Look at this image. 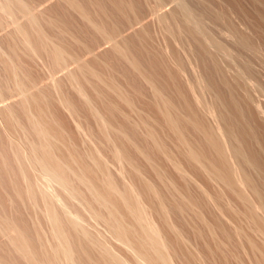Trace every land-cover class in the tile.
<instances>
[{"label":"bare ground","instance_id":"obj_1","mask_svg":"<svg viewBox=\"0 0 264 264\" xmlns=\"http://www.w3.org/2000/svg\"><path fill=\"white\" fill-rule=\"evenodd\" d=\"M34 1L35 3L32 0H0V98L2 99L11 93H17L21 99L20 109L22 113V116H18L16 111L10 106L1 108L6 124L9 148L12 153V159L6 158L4 154L0 153L1 156H4H2L3 159H1L2 168L6 171V175L8 174L7 177L11 178L12 183H10L17 197L22 200L24 204L28 203V206L30 205L29 208L32 210V217H35L33 216L34 213L36 214V219H32L36 234V237L33 238L35 240H32L30 235H27V232L21 230L19 228L20 226L18 227L10 220L0 216V235H4L8 239V243L14 252H16L26 264H176L180 256L173 252L175 244H170L169 241L171 240L167 239L169 235L166 238V234H172V237L174 235L173 238H176L177 241L175 240V242H177L179 247L185 249L187 247L188 249L189 246V242L187 239L185 240V236L183 237L181 233L182 230H179L171 220V208L174 207L166 205V197L161 194L160 190L154 184L142 176L141 171L130 160L131 158H129L122 148L118 147L117 143H115L117 140L114 139L115 141H113L112 139L114 136H119L120 139L121 137L130 138V136L127 137L126 135L128 132L124 130L127 132L124 133L121 128L123 126L122 124L125 122L124 126H127L126 124H128V122L131 123V118L125 110H129V113L130 110L132 111L135 109V103L132 101L133 99L131 100L130 96L128 97V94H126L127 92H124L125 89L120 88L121 86L118 87L119 85L117 84V86L115 84L116 82L113 81V83L105 80V78L102 77L103 75L101 76L99 73L87 67L84 58L91 55V49L87 50L89 55L85 57H83V52L85 51L87 53V51L85 49L83 50V59H81L80 55H75L78 51L72 54L73 51L70 52L71 50L68 51L66 49L65 43L68 41L65 42V40L70 39L69 36L71 35L68 34H70V28L73 25H70L69 21H63L64 19L68 20V17L65 18L66 15L63 16V19L59 17H62L60 14H63V12L64 14L70 15V11L72 13L75 12V15L77 14L81 18L79 20L84 21L87 25L86 28L84 27L85 29L90 27L92 31L94 29L96 33H100L99 36L102 34L104 36L102 41L106 40L107 43H111L114 52L128 60L131 68L136 72V76H139L148 83L152 93L151 100L153 99L152 101H154V103L152 102V106L158 109L164 125L175 137L179 151L183 154V157L181 156L182 159L184 158L187 160L186 162L194 165L199 173L204 172L208 174L210 179L212 178L214 181L221 182L229 191L236 194L241 203L247 208L246 217L252 220L253 226L255 225L264 236V176H262V184L260 187L253 180L255 176L253 177L251 175V171L257 172L258 175L264 174V168L261 166L259 154L254 147V144L257 142L254 141L256 136L253 137L255 132L253 129L251 130V128L249 129V127L246 126L244 122L245 113L242 112L243 109H241L240 105L243 103L248 109L251 108L257 117H259L258 119H260V117L262 118L263 112L261 104H259L260 101L257 102L247 89V93H244V96H242V101L239 100L240 97L238 98L229 93L230 96H227L228 99L225 97L227 99L226 103L224 100L223 103V98L217 97L213 106H211L212 104L210 105L209 103L208 105V102L205 103L201 95L197 96L195 93L196 98L194 99L198 108L202 109L207 115L215 118V120L219 119L216 120L218 123L217 126L208 127L198 121L194 115L182 117L176 113L174 104L170 99L164 96L165 93L160 89L157 82L152 77H147L142 73V67L140 68L139 63L135 61L136 59L134 60L127 55L128 51L126 52L125 46L122 47L121 42L119 44V40L121 39L118 40L119 33L116 34L115 30L112 31L114 27L109 28V30L111 29V33L106 32L100 23L97 24L96 21L92 19L93 16H91L92 14L90 15L91 10L87 9L90 5H84V2L82 3L79 0H61L62 2L64 1V3H61L63 7H61L62 5L60 6L63 11L59 10L60 7L57 5L58 3L60 4L61 1L57 4L54 3L55 6L57 5V8H59L58 10L60 12L62 11L61 13H57L60 15L58 17L57 14L55 15L57 12L55 10L57 8H55V10L52 9V14L51 12H49L50 14L44 12L46 10L47 12L49 11L47 7L45 10L43 9L44 11L39 8L42 7L41 4H46V2L48 3L52 0H45L46 2L42 0L45 3L39 0V4L38 2L36 3L37 0ZM95 1L96 0L91 3V5L96 4L97 6H92L93 10L95 7L97 11L99 10V12L102 13L105 6L103 8L101 7L104 4L100 6L99 2L96 1L95 3ZM169 2H173V5H177V7L174 6L176 9L172 12V19L166 15V12L161 13L163 11H160L164 9L163 7ZM199 2V4H201L199 5L201 10L192 8L187 0H146L147 10L144 13L146 14L147 12L149 15H154L155 18H158V21L164 26L167 33L171 34L176 40H178L181 35V29L183 28L184 30H182L188 33L200 51V54L211 58L214 70L219 69L220 60L232 62L236 67L239 66V72L236 71L238 72L236 76L239 79H237L236 83L244 77V81L242 82V84H244L243 88H247L248 81L245 80V77L250 80L248 77L253 76L251 64L248 63L249 61L244 62V67H240L238 62L235 64L234 62H236L239 57L234 55L238 54L233 55L234 52L231 48L222 43V41L212 33L206 23L212 17L216 21L214 22L215 24H223V26H225V31H223L224 34L232 38L236 46L242 51H248L255 56H260V54H262L260 51L263 47L261 48L260 45L253 42L250 35L242 32L228 17L226 12L207 8V5L204 4V0ZM87 3H89L88 0ZM111 3L108 5H111L113 9L116 8L121 18L122 16H126V14L130 16L134 11V3H132L133 5L130 3V5L128 2H124V0H111ZM251 3L259 6L261 5L263 11L260 14L258 13L260 19H258V22H260L259 24L261 27L264 26V0H251ZM143 8H141V10H143ZM116 10L114 11L115 13L117 12ZM65 11L69 13H65ZM97 11V15H102ZM105 11H103L102 16L108 19V12L110 14V11H107V13H105ZM96 13H94V15ZM115 13L113 15H115ZM104 14L107 16H104ZM78 16L76 18H78ZM123 18L125 20L126 17ZM72 20L70 18V22ZM101 21H103V19ZM75 23L72 22L71 24ZM131 24L132 23H130V25ZM116 30H118V28ZM261 33L262 35H260V38L262 36V40L264 41V33ZM66 36H68L67 39ZM75 36L73 37L72 35L71 37L75 38ZM78 40L77 42L79 43ZM80 45L82 47V43ZM87 47L90 48L91 46ZM78 49H80V47ZM235 57H237L236 61ZM27 60L28 62L33 61L31 63L42 60L44 66L47 64V72L51 79V82H49L51 85L48 88H51L50 91L54 92L52 95H55V92L61 93V85L56 75L62 72L65 76L64 72H66L65 77L79 97L83 108L91 115L99 127L101 136L99 138L97 137L98 140L101 138L100 142H102L103 145L105 144L104 146L108 145L107 147H109V149L111 148V152L109 151L112 155H109L111 159H108L109 156L105 157L106 155L102 153L99 147L94 145L95 143L91 144L96 137H94L95 134H91L88 130V134L86 133V129L80 122L81 119L78 120V117H76L78 113L74 104L66 99V97L60 96L59 98L57 97L59 99L57 102L59 101L58 103L68 110L71 116L73 115L78 130L85 132L82 136L85 138V135H87L86 139H88V141L86 142L90 143L88 145L90 147L89 149L87 148L84 155L83 152L82 155L79 154L76 147L69 145L70 143L65 140L63 132L56 127L48 116L45 107L47 99H45L46 97L42 94H38L39 87L37 86V81H34L36 82L34 83L30 81L33 78H27L29 77L27 72L29 70H26L28 67L26 63ZM178 60L181 62L180 59ZM178 60L174 62L176 64L174 68L177 67L176 69H178H175L174 74L178 71L177 73L183 76L182 73L185 69H183L184 71L182 70V68H184L182 67L183 64L181 65ZM73 63L77 64V70L75 69V72L72 68V71L69 69L70 65ZM157 66L158 65H156V68ZM179 74L175 75L173 79L179 76ZM223 75H225V72H223ZM180 76L177 78H180ZM91 80L100 82L103 85L102 88H107L109 93L112 92V94L115 95L114 97H117L115 100L119 103L121 102L126 108L124 110L122 109L124 108L122 105L120 108V105H118L119 103H113L114 98L112 103L108 100L110 103L107 101L108 104H105L107 99H104V103L101 104L102 106L105 104V108H103L109 114L108 116H110V118L112 116L115 118L117 116L123 118V121L121 119L123 123L120 122L119 124L121 128L116 126L118 125L117 122V124H113L115 118L113 120L109 119L108 116L102 113V110L99 109V105L95 103L96 100L94 101L87 93V83L90 84ZM241 80L239 82H241ZM189 85L190 92L194 93L195 90L192 83ZM199 85L205 89L201 82H199ZM239 85L241 87V83ZM227 86L229 87V84ZM260 87L264 91V85H260ZM106 92L108 93V91ZM97 94L98 93H96V95ZM99 94L101 93L99 92ZM100 101L102 102V99ZM225 106L231 109V113L225 111L227 109ZM216 109L219 111L216 112ZM140 119L138 122L148 127V122L144 119L140 121ZM218 121H220V123ZM132 122L134 123V120ZM138 122L136 125L132 123L134 126L132 124L128 125L133 127L135 131L139 126ZM128 128L130 129V127ZM185 129H191L202 136L208 150L213 154L218 165L214 164L205 152L199 150L196 146L191 144V141L187 140ZM112 135L114 136L112 137ZM147 137L153 142L157 152L167 156V158L171 160L170 162H172V165H174L173 168L182 178L187 179L189 177L187 171L177 162L179 161L177 158H175L177 159V161H175V159L172 158L173 156H169L168 151H166L165 146L162 144L155 131L149 129ZM240 137H247L252 143H247L250 145L248 149H245L242 142H240ZM120 139H118V141H121L123 138ZM128 141L130 142V140ZM247 141L248 140L245 142ZM146 159L159 176L162 184L168 186L166 185L168 183V177L164 176V173L161 172V169L159 170L158 165H155L156 163L153 162L150 156H147ZM113 163L119 165V176L122 178L127 177H125L126 171H128L126 170V165L130 167L131 172H133L132 175L134 174L136 176L135 178L138 177V179H140L141 187L144 190L143 194L146 193L151 200H149V202L155 205L154 211H152L150 203L146 201L147 199L144 198L146 196L138 192L139 190L135 187L136 185H133V182L121 183L123 186L119 183L117 184V180H115V176H113L110 170V164L112 165ZM18 177L21 179L22 185L17 184L16 178ZM164 181L167 183L165 182L164 184ZM126 182H128V180ZM173 183L170 184L172 188L170 192L172 191L175 194H179L176 185ZM20 186H23V189H20ZM247 190L250 191L251 196L248 194ZM176 196L179 197L177 194ZM206 198L204 199L209 200L211 197ZM173 203L174 200L170 204L172 205ZM175 208L179 210L180 213L184 211L189 213L193 212L194 215L192 216L195 217V215H197L198 219H201L199 222L203 221L202 216L199 215L200 212L197 213L193 201L191 199L189 200L186 196L181 197V201L176 204ZM169 209H171V211ZM154 212L158 214L159 217L157 218L159 220H156V217H154ZM179 216L182 215L180 214ZM92 220L94 222L96 221V224H104L110 236L125 247L133 260L122 257V255L118 254L115 250L114 252L112 250L113 248L111 249V247H109L110 245L108 246L107 242L101 239L103 238L101 234L100 236L99 233H97L98 235L93 234L87 225L89 223L88 221ZM209 229L211 230V228ZM165 230L168 233L166 232L165 234ZM211 233H214V231L211 230ZM238 234L240 235L239 231ZM226 241H218L216 244L227 247L229 243ZM249 245L253 250L256 249V245H254L252 241H249ZM190 248L189 246V249ZM182 249H180V251ZM185 249H183V252L187 254V264H192L193 262L197 263V261L202 260L201 256L196 251L188 249L186 252L187 249ZM218 250L220 253V248ZM95 251L99 255H97L99 258L98 260H96V257V259H92V256H94L93 252ZM212 251L217 253L215 250ZM91 254L93 255L90 256ZM219 256L222 259L225 254L223 255L222 253V255L219 254ZM1 258L0 264H7L6 259L2 260ZM175 259H177V261ZM224 262L227 263V260H223V264ZM184 263L182 262V264ZM260 264H264V257Z\"/></svg>","mask_w":264,"mask_h":264},{"label":"rangeland","instance_id":"obj_2","mask_svg":"<svg viewBox=\"0 0 264 264\" xmlns=\"http://www.w3.org/2000/svg\"><path fill=\"white\" fill-rule=\"evenodd\" d=\"M32 1L35 3L34 0ZM38 1L39 0H37L36 3ZM56 1L57 0H54V1L52 0L51 1L52 4L50 1H49L50 3L46 2V4L40 3L42 7H39V8L40 10L41 9L45 10L47 7L49 11L48 12L47 10L46 11L43 10V11L50 14L49 12H51L52 9L55 10V8H57V5L59 7L62 5L61 7H63V4L61 3H64V1L63 2L61 0H58L57 2ZM79 1H81L82 3L84 2V5L91 6V7L89 6L87 9L91 10L90 15L92 14L91 15L93 16L92 19H94V21H96L97 24L100 23L102 27H104V30L106 32L111 33V29L109 30V28L114 27L112 31L115 30L116 34L119 33L118 34L119 38L117 37V35L116 37L118 38V40L121 38L119 40V44L121 42L122 47L125 46L124 48L126 52L128 51L127 55H129V57L133 58L134 60L136 59L135 61L139 63L140 68L142 67L141 68L142 73H144L147 77H152L157 82L160 89L165 93L164 96H166V98L172 101V103L174 104L176 113L179 114L180 116L187 117L189 115H194L196 119L202 122L204 125L208 127H216L218 124L216 120H219V119L215 120V118L207 115L206 113L202 111V109L198 108L196 101L194 99L196 98V95L197 96L201 95L205 103L208 102L207 103L208 105L210 103V105L212 104L211 106H213V103L215 99H217V97L223 98L222 101L224 100L225 103L228 99L227 96H230V95L236 96L238 98L240 97L239 100H241L242 96H244V93H247V89H248L249 93H251V95L257 100V102L260 101L259 104H261V107L263 109V112H262L263 119L261 117L260 119H258L259 117H257L254 111L251 108L248 109V107L245 106V104L240 102L241 103L240 105H241V109H243L242 112L245 113L244 122L246 123V126L249 127V129L251 128V130L253 129L254 132L256 133V134L252 133L253 137L255 136L257 137V139L256 137L254 138V141H257V142L256 143L254 142L255 144L254 143L253 144L255 145L254 147L259 154V160H260L261 166H263L264 168V94H263L264 91L260 87V85H264V65H263L264 64V61H263L264 51H262L264 50V41L262 40V36L260 38V35H262L261 32L264 33V31H262L264 30V26L261 27L259 24L260 22H258L260 20L258 13L260 14L263 11L261 8V5L260 6L254 5L252 4L253 2L251 3V0H204V4L207 5V8L212 9V10H221V11L226 12L228 14V17L234 22V24L237 27H239V29L242 32L250 35L253 42L260 45L261 48L263 47L260 51L262 54L259 53L260 56L258 54H257L258 56H255L251 52H248V51H242L236 46L235 41H233L232 38L227 37L224 34L223 31H225V26H223V24L221 23H218V25L215 24L214 22L216 21L211 16H210L211 17L210 19L213 22L209 19L206 23V25L212 31V33L215 34L219 38V40L222 41V43H224L225 45L231 48V50L234 52L233 55L238 54V55H234V56L239 57V59L235 57V61L237 59V61L234 62L235 64H237L238 62L240 67H244L245 66L244 62H247V61H249L248 63L251 64V68H252L251 70H252L253 76L249 75L251 76V77H248L250 80H248L245 77V80L248 81L247 88H243L244 84H242V82L244 81V77L241 78L242 80L240 79L241 82H239L240 81L239 80L238 81L239 83L238 82L236 83L237 79H239L236 76V74L238 75V72H239L238 70H240L238 65H237L238 67H236L234 64H232V62H224L220 60L219 69L214 70L213 69L214 66H213L211 58L200 54V51L198 50L197 46L195 45L191 37L188 35V33L183 31L184 30L183 28H182L183 30L181 29V35L179 36L178 40H176L174 39L173 36H171V34L167 33L164 26H162V24L158 21V18H155L154 15H149V13L147 12L146 14L144 13L147 10L146 0L145 2L144 0H126V1L124 0V2L126 3L128 2V4L134 3V5L133 4L132 5L136 7L135 8L133 7V10H134V11L132 10L133 15L130 12L131 13L130 16L129 14L128 15L126 14V16H122V18L120 14H118L119 12L116 10V8L114 9L117 11L116 13L119 16L114 12L115 10L112 8V6L108 5L111 3V0L110 1L103 0L104 2L101 0L100 1L96 0L99 2L100 6L101 4L102 5L104 4L101 7L103 8L105 6L103 11L105 10L110 11V14L108 12V16L104 14V16L108 17V19L104 17L106 20L102 16L103 11L102 13L99 12V10L97 11L95 8L97 7L96 4L91 5V3L94 2V0H92L93 2L88 0L89 3H87V0H79ZM199 1H202V0H187V2L190 4L192 8L201 10V7L199 6L201 4H199L200 3ZM58 2H60V4ZM54 3L55 4L58 3V4L55 6ZM173 4H174L173 2H169L166 4L167 7L165 6L166 8L163 7L164 9L160 10V11H163L161 13L166 12V15H168L170 19H172V14H173L172 12L176 9L174 6L177 7V5H173ZM45 5H48V6H45ZM92 6H95L94 10ZM106 6H107V9H106ZM61 7L60 9L57 8L55 10L57 11L56 13L53 10L55 15L63 11ZM141 8H143V10H141ZM58 9L62 11L60 12ZM96 11L102 15H99V14L97 15ZM107 11H105V13H107ZM112 11L115 13V15H113L114 13ZM65 13H69V12L65 11ZM94 13L96 14L94 15ZM60 15L62 17H59ZM60 15L57 14V16L62 19H63V16L66 15L65 18L68 17L67 18L68 20L64 19L63 21H66V22L69 21L70 25H73L71 26L72 29L70 28L71 32L68 35H71V36L73 35V37L76 35L75 38L69 36L70 39H67L68 36H66L67 40H65V42L68 41L66 42L68 45L65 43L66 49L68 51L71 50L70 52L73 51L72 54H75L78 51L75 55L76 56L77 54L80 55L81 59H83L82 58L83 50L85 49L87 51L91 49L90 56H88L89 55L88 51L87 53L85 51L83 52L84 53L83 57L88 56V57H85L86 59L84 58V62L86 63L87 67L90 70L99 73V75L101 76L103 75L102 77L105 78V80L110 81V82H113V81L116 82L115 84L116 85L118 84L119 85V86L117 85L118 87L121 86L120 88L125 89L124 92L125 93L127 92L126 94H128V97L130 96L131 100L133 99L132 101H134L135 103V109L132 111L130 110V112L128 113L129 110H127L124 107V105H122L121 102L120 104L119 102L115 100V98L117 97H114L115 95H113L112 92L109 93V90H107V88L105 87H104L105 89H103L102 88L103 85L100 82H96V81L94 82L93 80H91L90 84L87 83V88H86L88 91L87 93L90 95V97L94 101L96 100L95 103L99 105V109L102 110V113H104L106 116L109 115L104 109L105 108L104 106L105 104H108L107 103L108 100L111 101L112 103V100L114 98V101L116 102L113 101V103H119L118 105H120V108L122 105V107H124L122 109L124 110L126 109L125 111L130 116L131 123L128 122V124L131 125L133 123L132 121L134 120L133 124L136 125L138 120L140 119V116H141V119H144L145 121L148 122L147 123L148 127L143 126L141 122L140 123L138 122L140 127L137 125L138 128H136L134 131L133 127L129 126L128 124H126L127 126H124V124L126 123L125 121H124L125 123L122 124L123 126L121 125L122 128L119 126L120 122L123 121V118L117 115H115L117 116L116 117L117 119L113 116L111 118L110 116H108V118L112 120L115 118L113 121V124L117 122L118 125L116 126L117 127L119 126V128H121L123 131L126 130L128 133L126 131H124V133L125 132L127 133L126 134L127 137L130 136V138L121 137V139L122 138L125 139V140L123 139L121 140L119 136L116 137L112 135V137L114 136L112 138L113 141L117 140V142L115 141V143H117L118 147L122 148L125 154L129 156V158H131L130 160L141 171L142 176L146 180L154 184L160 190L161 194H163L166 197L165 198L166 200L165 202L167 203L166 205H168L169 207L171 206L175 208L176 204L179 201H181V197L186 196L189 200L191 199L193 201V204H195L197 213L200 212L199 215L202 216L203 221L205 223L203 221L199 222L201 219H198L197 215H195V217L192 216L194 215L193 212L189 213L187 211H184L180 213V211L176 210V208L175 209L171 208L172 211L171 209H169L171 211L170 217H172L171 218L172 222L175 223L176 227H178L179 230H182V232L181 231L180 232L182 233L183 237L185 236L184 237L185 240L187 239V241L189 242V246L191 247L190 249L196 251L201 256L202 262L199 260L197 261V263L193 262L192 264H198V262L199 264L200 263L201 264H223V260H227V263L224 262V264H260L262 258L264 257V236L255 227V225L253 226L252 220L246 217L247 216L245 215L247 213L246 206H244L241 203L240 199L237 197L236 194L229 191V189H227L226 186L223 185L221 182L219 183V181H216V180L214 181V179L212 178L210 179L208 174L204 172L199 173L196 170V167L194 165L190 164L189 162H186L187 161L186 159L184 158L182 159L183 154H181V152L179 151V147L177 145L175 137L164 125V122L161 118V115L159 114L158 109L153 108L152 106L154 101H152L153 99L151 100L152 93L150 91V86L148 85V83L144 79L140 78L139 76H136L137 74L131 68L130 64L128 63V60L124 59L123 56L114 52L113 45L111 43L109 42L107 43L106 40L102 41L104 38L102 34H101L102 36V39H101V36H99L100 33H96L94 29L93 31L92 29H90V27L85 29L87 25L84 23L83 20H79L81 18L77 14L75 15V12L72 13L70 11V15L64 14L63 12V14H60ZM109 15L111 18L109 17ZM74 16H75V19H74ZM77 16L78 18H76ZM123 17H126L125 20ZM70 18L71 20L73 19L71 22H70ZM100 18L101 20L103 19V21H101ZM131 20L134 21L135 23L132 22ZM72 22L74 23L76 22V23L71 24ZM129 22L132 24L130 25ZM117 28L118 30H116ZM72 38L74 40L79 39L78 40L79 43L77 42V40L74 41ZM123 42H124V45H123ZM81 43H82V47L80 45ZM78 46L80 47V49H78L79 48ZM87 46L89 47L91 46L93 48L91 47L88 48ZM80 51H81V54H80ZM92 53H93V56H92ZM175 58L180 59L181 62ZM176 60H178L181 63V65L182 64L184 65V66L182 65V67H184L182 68V70L185 69V71L183 70L184 72L182 71L184 73V74L182 73L183 76H180L181 74L177 73L178 71L176 72V74H174L175 69L177 68V67L174 68L176 65L174 62H176ZM41 61L31 63L33 61L28 62L27 60L26 63H27L28 69L26 68V70H29L27 71L29 75L28 74L26 75L29 76L27 77L28 79L33 78L30 81L32 82L37 81L38 83L37 86L39 87L38 94H42L44 97H46L45 99H47V103L45 104L46 112L48 116L50 117V119L53 121V123L56 125V127H58V129L63 132V136H65V140L67 142L69 141L70 143L69 145L76 147L77 151L81 155H82V152L84 155L87 148L89 149L90 147L88 146L90 143L86 142L88 141V139H86L87 135H85V138L84 136H82V134L84 135L85 132L84 131L81 132L80 130H78L76 121L73 115L71 116L70 112L66 110L63 106H61V104L58 103L59 101L57 102L60 96L66 97V99H68L70 102L74 104V106L76 107L77 113L79 115V116L77 115L76 117H78L77 118L78 120L81 119L80 122L86 129L85 130L86 133L88 134V131H89L91 132V134L93 133L95 134L94 137L95 136L96 137L95 138L93 137L94 141L91 142V144L95 143L94 145L96 147H99L102 150V153L106 155L105 156L103 154L105 157H108L109 155L112 156L109 153V151L111 152V148L109 149V147H107L108 145L104 146L105 144L103 145L102 142H100L101 138L100 140H98V138L101 136L99 127L96 121L91 117V115L88 114V112L83 108L79 97L76 95V92L72 88L70 82L65 77L66 72H64L65 76L64 74H62V72L56 75L58 76L56 78L59 80L60 85H61L60 86L61 93L59 94V92L58 93L55 92L56 94L52 95L54 94V92H51L50 91L51 88H48L51 85V83H49L51 82V79L49 77V73L47 72L48 67H46L47 64L46 66H44V62L42 61L43 62L42 63ZM229 64L230 65L232 64V65L230 66ZM76 65L77 64L73 63L72 65H70L69 69L71 70L72 68V70L75 72L77 70ZM156 65H158L157 68H156ZM223 72H225V75H223ZM177 74H179L180 78H177L179 76H176V78L173 79L174 76ZM249 81H250V84H249ZM199 82H201L202 85L205 87V89L206 88L207 89L205 90L204 88H202L201 85H199ZM190 83H192L194 87V90H195L194 93L190 92V87H189ZM240 83H241V87L239 85ZM228 84H229V87L227 86ZM106 91H108V93ZM99 92L103 94L101 95L99 94ZM96 93L98 94L96 95ZM229 93L231 94L229 95ZM100 98L102 99V102L100 101L101 100ZM104 99H107V100L104 106H102L101 104L104 103L105 101ZM20 101H21L20 96L17 93H14V94L11 93V94L6 95L2 99L0 98V153L4 154V156L9 159H12L11 158L12 153H11V149L9 148V141L7 139L8 136L6 133V124H5L3 115H2L1 108L5 106H10L11 108H13L14 111H16L18 116H22L21 109H20ZM147 102L151 106L148 105ZM225 108H227V106H225ZM227 109L225 111L231 113V109H228V110ZM217 111L219 110L216 109V112ZM218 122L220 123V121ZM128 127H130V129ZM149 129H152L153 131H155L156 135L158 136L162 144L165 146L166 151H168L169 156H173L172 157L173 159L177 158L179 160L177 161V159H175V161L179 162L180 165L183 166L185 171H187V174L189 176L187 179L182 178L181 175L173 168L174 165H172V162H170L171 160L168 159L167 156L159 154L157 152V149L154 147L153 142L147 137V133ZM185 133L187 136L186 138H188L187 140L191 141V144H193V146H196V148L205 152L207 156L209 157V159L214 164L218 165V163L215 161L213 154H211V152L208 150L207 145L205 144L201 135H199L197 132L195 133L191 129L189 130L185 129ZM244 138L240 137V140H241L240 142H242L245 149L246 148L248 149L250 145H248L247 143L248 142L251 143V142L249 141V139H247V137H244ZM118 139H120L121 141H118ZM128 140H130V142L132 143H130ZM246 140L248 141L245 142ZM2 156L0 154V157H1L0 158V216L2 218L5 217L4 219L10 220L14 224H16L18 227L20 226L19 228L21 230L27 232V235L29 234L31 239L35 240L33 239L36 237V234H35L34 225H33L34 222L32 219L34 218L36 219V214L34 213L35 215L33 214V216L35 217H32V213H31L32 210H30L29 208L30 205L28 206L27 202H26L27 204H24L22 200H20L17 197L16 193L14 192V189L11 185L12 183L11 178L7 177L8 174L6 175L5 173L6 171L3 170L2 168L3 166H2L1 159H3L4 157ZM110 156L108 159H111ZM147 156H150L153 162L156 163L154 164L158 165L159 170L161 169V172L164 173V176L168 177V180H167L168 183L164 181V184L166 182L167 183L166 185L168 186H165L162 184L159 176L157 175L155 170L152 168L151 164L149 165L146 159ZM110 166H111L110 170L112 171L113 176H115V180H117L116 181L117 184L119 183L121 185V183L124 184V182L125 183L133 182V185L134 186L136 185L135 187L138 188L137 189L139 190L138 192H141L143 194L144 190L141 187L142 185H141L140 179H138V177L135 178L136 176L134 174L132 175L133 172H131V169L128 165H126V170H128L126 171V175H125V177L127 176L126 178L124 177L122 178L121 176H119L120 175L119 174L120 171H118L119 165L113 163L112 165L110 164ZM251 172H250L251 175L253 177L255 176L253 180L256 182L258 186L261 187L262 176H264V174L258 175L257 172L256 173L254 171H251ZM127 180L128 182H126ZM16 182L17 184L22 185L21 179L19 177L16 178ZM172 183L176 185L179 191V194L178 193L176 194L179 197L181 196L180 199L179 197L176 196L174 192L172 191L170 192V190H172V188L170 187V184ZM20 189H23V186H20ZM144 194L143 196H146L144 198L147 199L146 200L147 202H149L150 198L148 197L147 194L146 195ZM248 194L251 196L250 191H248ZM204 196L209 197V198L211 197L210 199L208 198L210 201L206 200L207 198ZM171 199H173L174 203H176V204L174 203L172 204L174 206L170 204L173 201ZM205 200L207 201V203ZM149 203L152 208V211H154L155 205L151 202ZM154 214H155L154 217H156V220H157L158 219L157 217L159 216L155 212ZM180 214L182 216H179ZM188 214L190 215V217ZM88 222L89 223L87 225L89 229H91L90 231L96 235H98L97 233H99V236L101 234V237H103L101 239L102 240L104 239V241L107 242L108 246L110 245L109 247H111V249L113 248L112 249L113 251L115 250L118 254L122 255V257L128 258V260L132 259L131 258L132 256H130V254L125 249V247H123L122 244L120 245L119 242H117L110 236V234L108 233V229L105 227L104 224L102 223L96 224L97 222L96 221L94 222L93 220L88 221ZM207 225L208 227L210 226L209 228H211V230L214 231V233H211V230L207 227ZM238 231L240 232V235L238 234ZM166 232L167 231L165 230L164 233L166 234ZM173 237H172V234H169V233L166 234V238L171 240V241L168 240L170 244H175L174 245L175 249L173 248L174 249L173 252L177 253L178 256H180L179 257L180 259L177 258L178 261L177 259H175L177 261L176 264H182V262L184 263L185 261L186 262L184 264H187L188 257H187V254L183 252L184 251L183 249L185 248L179 247V245H177V242H175L176 238H173ZM224 240L225 241L227 240L226 242L229 243L227 247H225L224 245L216 244V242L224 241ZM249 241H252L254 245H256L255 250H253L250 247ZM189 246H188V249H189ZM218 246L221 250L220 253L218 250L219 249ZM180 249L182 250L180 251ZM188 249L186 250V252L188 251ZM212 250L217 251V253H215ZM184 253L186 257L184 256ZM218 253L220 255H222V253L223 255L225 254L224 256L225 258L222 257L223 259L222 260ZM93 254L94 256H92ZM93 254L90 255L92 256V259L97 258L96 260H98L99 255L97 254V252L95 251L93 252ZM0 258L2 260L6 259L7 264L9 262L11 264H26L19 257V255L16 252H14V250L8 243V239L4 235H0Z\"/></svg>","mask_w":264,"mask_h":264}]
</instances>
